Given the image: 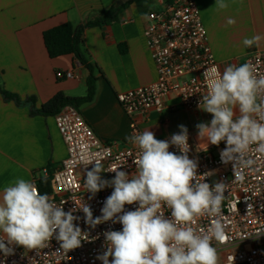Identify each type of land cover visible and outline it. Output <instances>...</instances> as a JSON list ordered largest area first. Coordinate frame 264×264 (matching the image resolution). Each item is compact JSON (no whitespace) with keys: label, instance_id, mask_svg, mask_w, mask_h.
Here are the masks:
<instances>
[{"label":"clouds","instance_id":"obj_1","mask_svg":"<svg viewBox=\"0 0 264 264\" xmlns=\"http://www.w3.org/2000/svg\"><path fill=\"white\" fill-rule=\"evenodd\" d=\"M214 6L223 10L229 4L216 0ZM227 23L235 24V20L229 18ZM260 40L256 35L242 43L251 48ZM203 77L207 92L197 107L212 114V119L195 126L198 138L205 142L206 150L208 144L226 143L220 152L221 162L231 163L235 181L242 183L244 170L256 163L251 153H264V75H258L255 65L246 62L230 64L222 73L213 66ZM178 127L180 131L169 140L157 139L151 130L125 137L138 149L131 176L120 166L111 169L113 179H103L105 170L99 160L82 161L85 169L95 162L86 171L83 184L92 197L106 187L113 188L101 208L102 215L96 218L86 204L64 211L49 194H41L34 181L17 178L5 186L0 202V252L13 255L12 245L39 252L49 247L53 238L65 254L81 247L89 236L74 224L78 217L73 212L79 209L91 228L108 221L122 225L120 231L103 233L106 251L97 256L102 264H218L213 241L223 244L227 239L221 220L227 184L210 185L205 180L211 172L197 174L198 161L188 155V129L183 124ZM171 146L180 154L169 151ZM133 204L138 205L135 210L125 211V205ZM165 208L170 210V218L165 216ZM205 216L211 219L206 230L192 226L197 217ZM261 234L264 232L256 236Z\"/></svg>","mask_w":264,"mask_h":264},{"label":"crops","instance_id":"obj_2","mask_svg":"<svg viewBox=\"0 0 264 264\" xmlns=\"http://www.w3.org/2000/svg\"><path fill=\"white\" fill-rule=\"evenodd\" d=\"M168 0H0V202L3 189L17 178L36 181L54 172L67 156L65 141L55 115L38 111L56 94L69 97L87 94L88 69L73 55L51 58L44 43L45 31L71 23L84 25L100 11L123 7L118 22L85 29V53L94 66L95 95L78 108L94 132L105 141L125 144L126 136L145 130L161 139L180 131L183 124L195 127L210 122L212 114L189 113L170 99L163 113L153 112L137 121L122 108L117 94L146 86L157 79L156 66L144 37L146 14ZM227 9L217 10L216 0H197L209 44L224 70L246 63L251 49L264 51V0H225ZM235 20L229 25L228 19ZM259 35L258 46L246 48L242 41ZM57 71H72L79 78L58 79ZM3 91L17 99H6ZM174 106V108H171ZM238 114V110H237ZM52 172V174H53ZM53 189V186H52Z\"/></svg>","mask_w":264,"mask_h":264},{"label":"built area","instance_id":"obj_3","mask_svg":"<svg viewBox=\"0 0 264 264\" xmlns=\"http://www.w3.org/2000/svg\"><path fill=\"white\" fill-rule=\"evenodd\" d=\"M146 20L144 37L156 66L157 79L149 85L117 94L124 111L134 119V128L137 127L135 119L146 120L153 112L163 113L170 99H177L183 110L198 114L201 111L197 107L198 102L207 92L204 71L215 66L223 72L210 47L197 0H169L161 8L149 10ZM246 62L255 65L258 75H264L263 50H249ZM56 77L79 78L72 71H57ZM55 121L65 141L67 156L52 174L53 191L49 195L66 212L86 204L91 208L93 218L101 216V208L113 188L106 187L92 197L83 184L86 171L91 170L95 162L85 169L82 161L99 160L105 170L101 173L103 179H113L115 173L110 172L111 169L120 166V170L131 176L136 170L133 160L138 149L128 142L120 144L101 139L74 105H65L55 115ZM170 137L159 140H169ZM188 137V155L198 161L197 174L211 172L205 182L212 185L223 181L227 184L221 217L227 239L223 244L213 241L217 252L222 254L221 264H264V234L256 236L258 232H264V153H251L256 163L244 170L245 180L241 183L234 179L232 164L221 162L220 152L226 147L224 141L218 146L208 144L206 150L205 145L198 143L196 133L188 131ZM169 151L180 154L175 146H171ZM136 207L137 204L125 205V211ZM164 211L170 218V210L165 208ZM73 215L78 217L74 224L89 236L88 240L82 241L81 247L65 254L55 238L49 247L39 252L12 245L14 254L4 256L0 252V264H102L97 256L106 251L103 233L120 231L122 225L108 221L91 228L85 223L82 210L78 209ZM210 224L211 219L205 216L197 217L192 226L206 230ZM245 236L248 237L243 238Z\"/></svg>","mask_w":264,"mask_h":264},{"label":"trees","instance_id":"obj_4","mask_svg":"<svg viewBox=\"0 0 264 264\" xmlns=\"http://www.w3.org/2000/svg\"><path fill=\"white\" fill-rule=\"evenodd\" d=\"M169 1V0H168ZM123 7L113 8L110 10H102L99 16L95 19L89 20L84 25L74 27L71 23H65L44 32L43 38L49 56L57 58L64 55L73 54L78 61L84 65L88 71L87 78V94L83 97H69L60 92L56 94L51 100L42 106L38 111L44 115H56L65 105L71 104L77 108L91 102L95 95L96 76L94 74V66L88 61L85 53V39L84 31L91 26H99L118 22L120 20V13ZM6 99H17L13 94L3 91ZM47 176H41L38 180V187L41 194H51L52 189V169L51 166L46 168ZM46 177V182H42V178Z\"/></svg>","mask_w":264,"mask_h":264},{"label":"rangeland","instance_id":"obj_5","mask_svg":"<svg viewBox=\"0 0 264 264\" xmlns=\"http://www.w3.org/2000/svg\"><path fill=\"white\" fill-rule=\"evenodd\" d=\"M218 256H219V262H218V264H221V256H222L221 252H218Z\"/></svg>","mask_w":264,"mask_h":264}]
</instances>
